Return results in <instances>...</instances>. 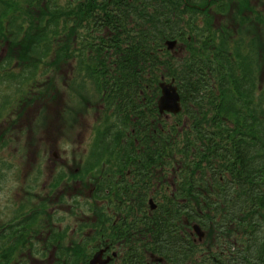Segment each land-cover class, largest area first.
I'll use <instances>...</instances> for the list:
<instances>
[{"label":"trees","instance_id":"1","mask_svg":"<svg viewBox=\"0 0 264 264\" xmlns=\"http://www.w3.org/2000/svg\"><path fill=\"white\" fill-rule=\"evenodd\" d=\"M202 11L200 0H0V32L27 46L31 43L20 37L22 27L26 33L39 29L35 32L38 36L46 34L57 39L61 35L65 43L50 45L48 52L39 47L43 57L48 58L66 53L67 34H74L77 43L76 31L84 32L88 45L85 51L94 61L90 65L92 74L99 77L103 92L119 105V113L133 129L139 153L148 156L142 163L155 164L159 173L174 166V173L189 174V190L181 183L179 191L159 193L157 213L144 222L152 234V220L157 221L159 253L177 248L179 240V249L185 245L176 229L183 232V214L179 210L188 202L192 205L190 223L202 222L209 230L206 264H264L263 137L247 123H239L249 122L247 117L242 118L228 104L223 106L225 90L220 95L211 87L204 91L203 85L208 84L202 77L206 67L212 66L210 57L202 54L206 42L201 50L191 48L185 62L180 60L174 65L164 48V42L171 39L185 41L188 50L190 45L198 44L195 34ZM186 30L189 40L184 35ZM25 52L32 57L31 49ZM68 57L71 58L66 53L62 59ZM171 75L181 77L184 103L187 106L190 102L195 108L186 110L192 122L188 130L182 125L168 132L159 124L155 107L157 82L160 76ZM203 122L216 127L209 132ZM200 187L207 193L201 194ZM145 199L141 194L139 202L143 205ZM215 203L220 205H209ZM202 210L207 211L204 218ZM224 222L234 226L237 234L235 239V232L229 230V243L220 232ZM222 238L223 246L216 251ZM190 244L195 249L192 240ZM166 257L173 264L183 260ZM127 258L130 264H137V257Z\"/></svg>","mask_w":264,"mask_h":264},{"label":"rangeland","instance_id":"2","mask_svg":"<svg viewBox=\"0 0 264 264\" xmlns=\"http://www.w3.org/2000/svg\"><path fill=\"white\" fill-rule=\"evenodd\" d=\"M222 2L224 0H214L210 4V15H216L217 4ZM202 19L201 29L195 34L198 44L190 45L187 52L182 49L174 63L178 59L185 62L191 48L197 46L201 50L205 41L206 49L214 50L215 47L217 51V32L222 26L226 30L219 35L220 39L226 36L229 40L234 34L243 42L241 50L231 49L242 59L243 65L239 66L245 76L253 69L256 87L252 101L263 105L264 26L245 19L234 33L231 17L219 24L220 20L217 22L207 12ZM36 31L31 29L26 33L25 28H21L20 37L31 43L30 46L15 43L14 37L0 32V225L40 204L45 210L25 228L12 230L13 237L7 236L8 230L2 231L5 235L0 236V264H57L49 244L40 243L39 239L52 230L62 238L81 226L93 227V219L109 199L106 200L103 193L93 194L91 184L102 182L106 174L124 172L128 153L126 135L131 128L122 118L123 113H119V105L103 92L99 77L92 74L90 65L94 61H91L90 52L85 53L86 34L76 31L77 43L74 34H67L65 52L71 58L63 60L66 53L48 58L43 57L39 48L48 52L50 45L65 43L62 36L57 39L46 34L38 36ZM27 49H31L32 57L26 56ZM249 82L250 79L235 83L247 98ZM233 93L238 97L235 91ZM234 102V97L226 98L223 106H233ZM236 113L244 116L246 111ZM257 120L261 123L259 128L264 129V112H258ZM77 167V173L93 167L97 172L90 177L84 176L78 183L65 182L58 190L53 189L61 177L73 176ZM126 210H130L129 205ZM86 229L85 235H89ZM28 235H35L39 242L23 237ZM80 239L76 235L73 237L75 241ZM67 242L69 239L61 244L64 245L61 255L60 252L56 254L60 257L59 264L80 262L99 245L95 241L74 243L76 251L70 252ZM43 247H46V255L40 252ZM69 254L72 260L67 261Z\"/></svg>","mask_w":264,"mask_h":264},{"label":"flooded vegetation","instance_id":"3","mask_svg":"<svg viewBox=\"0 0 264 264\" xmlns=\"http://www.w3.org/2000/svg\"><path fill=\"white\" fill-rule=\"evenodd\" d=\"M222 0H216V2ZM218 10L215 11V18L219 24L224 18L231 17L232 27L234 28V33H237L238 26L241 25L245 19H252L253 22L264 26V0H224L221 4H217ZM239 19V20H236ZM236 21V24H235ZM226 29H223L220 26L217 32V43L233 47H240L243 42H240L236 39V35L231 34L230 39L228 40L226 36L224 39H220L219 35L224 34ZM239 42L240 44H236ZM253 41L249 40V43ZM253 45V44H252ZM250 46V45H249ZM247 46V47H249ZM221 59L224 58L223 53L220 54ZM226 65L220 63V72L221 74L215 75L214 77L209 75L207 76L210 79H215L216 82L223 83L224 81L232 82H245L250 79L249 88H248V97L250 98V107L252 110L255 108L254 99V88L256 87V82H254L255 75L253 69H251L250 74H231L228 75L223 73V69ZM227 66L233 68V64L228 63ZM181 77L176 78L179 80ZM183 78V77H182ZM264 97V89L261 90ZM264 109V104H263ZM163 118L167 120L169 126L176 125L174 122L175 118L173 116H166ZM254 143L251 142V151L254 152ZM264 148V144H263ZM148 156L142 154H128L126 155V164H124L125 169L121 174L109 173L106 174L102 182L97 181L96 184H91L90 191L97 195L103 193L106 196V200L109 201L104 205V209L101 210L98 215L93 219V223L90 229L87 227L81 226L75 230L73 233L67 237L59 238V233L55 234L49 233V235L41 236L42 242L49 244L51 247L52 255L55 256L57 264H59L60 257L57 256L58 252H63L64 245H61L66 239H69L68 249L71 252V249H76L72 244L74 243H84L88 241H95L98 243L94 252L98 250H103L102 259L106 260V264H130L128 261L129 257H137V264H171L166 255L182 257L183 260L173 261L178 264H206V257L208 252L206 246L202 242H197L192 235L191 223L189 221L190 216V203L186 202L183 205V208L179 210L183 215H181L183 222V232L176 229L179 237L184 238L185 245L182 249L180 240L179 246L171 251L159 253L158 248V234H157V221L156 219L152 220L153 226L151 227L152 234L147 225L144 224L147 217L152 216L157 213L158 208H150L145 202L143 205L139 202L141 194L146 195V199L153 198L156 199V195L162 192H170L171 190L177 189L179 186L175 185V173L174 171L170 172H161L159 173L155 169V164L148 165L147 163H142L143 159H146ZM74 162V161H73ZM78 168H75L74 172L78 171ZM180 174V173H178ZM185 175V176H184ZM184 179L180 180V183H183V187L186 190H189L190 178L188 173H184ZM113 177V180L111 178ZM114 181V183H113ZM113 184H116L113 186ZM79 186V185H78ZM202 193H206L204 187L200 188ZM119 199V204L116 200ZM124 201V202H123ZM129 205V211L126 210V206ZM157 205V203H156ZM158 206V205H157ZM225 207V205H222ZM29 210L28 219L34 217L40 218L43 215V210L41 208L33 209V213ZM201 217L204 218L207 212L202 210ZM181 222V221H178ZM181 222V223H182ZM221 227L220 232L229 231L235 232L234 226H225L227 225L224 222ZM202 230L205 232V236L208 234V229L202 222H198ZM235 224V222L233 223ZM46 229V227H45ZM85 229L90 232L89 235H85ZM80 237L79 241L73 240L74 236ZM12 236V235H11ZM13 237V236H12ZM24 238H34L38 241L35 235L23 236ZM194 243V248L191 249L190 241ZM38 241V242H39ZM82 248V246H81ZM132 248V250H128ZM46 247L41 249V253L46 255ZM51 255V256H52ZM4 257V256H3ZM77 259V256H75ZM66 260H72L71 255L69 254ZM86 259H82L80 262H74L75 264H85ZM6 264V263H5ZM64 264V263H62Z\"/></svg>","mask_w":264,"mask_h":264},{"label":"water","instance_id":"4","mask_svg":"<svg viewBox=\"0 0 264 264\" xmlns=\"http://www.w3.org/2000/svg\"><path fill=\"white\" fill-rule=\"evenodd\" d=\"M167 48L169 50L173 49L175 46L174 41L166 42ZM161 97L158 100V108L159 111L162 113L164 111L177 113L180 110L179 105V96L176 92V88L173 87L171 84L161 83ZM196 233L199 236V239L202 238L203 233L196 228ZM89 264H106V261L101 260V252H98L94 255V257L90 260Z\"/></svg>","mask_w":264,"mask_h":264}]
</instances>
